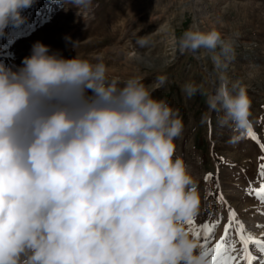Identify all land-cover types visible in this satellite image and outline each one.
<instances>
[{
	"label": "clouds",
	"instance_id": "obj_1",
	"mask_svg": "<svg viewBox=\"0 0 264 264\" xmlns=\"http://www.w3.org/2000/svg\"><path fill=\"white\" fill-rule=\"evenodd\" d=\"M32 3L0 0V33L23 23ZM63 3L80 14L93 8V0ZM178 47L210 53L220 83L207 105L232 131L228 143H239L252 102L222 71L234 40L190 27ZM107 71L41 42L20 67L0 62V264H208L186 223L199 215L201 195L176 155L178 110L142 77L118 87ZM202 88L188 82L183 92Z\"/></svg>",
	"mask_w": 264,
	"mask_h": 264
},
{
	"label": "rangeland",
	"instance_id": "obj_2",
	"mask_svg": "<svg viewBox=\"0 0 264 264\" xmlns=\"http://www.w3.org/2000/svg\"><path fill=\"white\" fill-rule=\"evenodd\" d=\"M21 15L23 23L9 24L0 33V62L6 66H22L33 45L41 42L64 58L102 61L107 77L118 81V87L129 78L142 77L154 98L178 110L184 130L175 141L176 155L189 166L201 195L199 215L187 228L193 234L200 224L219 221L202 249L210 250L225 235L232 210L246 236L261 237L264 228L257 226L264 225V206L255 190L264 183L259 177L264 163V0H93L92 10L81 14L63 0H33ZM190 27L215 28L223 38L234 40V58L222 71L230 89L237 81L246 88L256 139L246 134L239 143H228L232 131L219 126L222 113L207 105L208 95L220 83L210 53L203 48L179 51L178 39ZM188 82L202 85V91L186 97L183 85ZM209 173L211 179L205 180ZM197 239L201 246L203 234ZM226 241L233 255H242L235 222ZM249 250L264 258L255 244L250 243Z\"/></svg>",
	"mask_w": 264,
	"mask_h": 264
},
{
	"label": "snow or ice",
	"instance_id": "obj_3",
	"mask_svg": "<svg viewBox=\"0 0 264 264\" xmlns=\"http://www.w3.org/2000/svg\"><path fill=\"white\" fill-rule=\"evenodd\" d=\"M248 136L256 139L255 133L252 131V126L249 125L247 129ZM261 148L264 149V144H261ZM261 160L264 161V157H261ZM212 174L209 173L204 177L205 180L211 179ZM259 177L262 181H264V163L259 165ZM217 187H219V183L217 182ZM211 195V193H209ZM255 194L257 198L260 200L261 206H264V183H261L260 186L255 190ZM218 199H223L222 197H218ZM236 214L235 211L232 210L229 213L228 224L225 225L224 233L225 235L221 237L220 241L215 243L210 250H205L207 256H211L210 264H264V258H260L254 256L249 250V244H255L260 253H264V233L261 234L260 238H255L252 235H245L244 225L235 220ZM236 223V230L239 232L240 240L243 244L242 255H233L231 253V248L233 246L229 245L226 241V238L233 227V223ZM189 225H193L195 223L194 218L189 219L187 222ZM219 221H214L211 223H202L199 227L193 230V234L196 237H200L201 234L204 236V243L201 247H205L208 238L213 235L214 229ZM257 227L264 228V225H258Z\"/></svg>",
	"mask_w": 264,
	"mask_h": 264
},
{
	"label": "bare ground",
	"instance_id": "obj_4",
	"mask_svg": "<svg viewBox=\"0 0 264 264\" xmlns=\"http://www.w3.org/2000/svg\"><path fill=\"white\" fill-rule=\"evenodd\" d=\"M40 31H41V30H40ZM70 41H71V45H72V44H73V42L75 41V38H74V37H71ZM67 49H70V47H69V48H67Z\"/></svg>",
	"mask_w": 264,
	"mask_h": 264
}]
</instances>
